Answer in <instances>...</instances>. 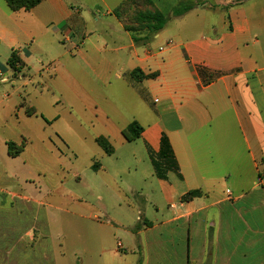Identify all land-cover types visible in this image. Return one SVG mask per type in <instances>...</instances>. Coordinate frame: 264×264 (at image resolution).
Returning <instances> with one entry per match:
<instances>
[{"label":"crops","instance_id":"0c3cea01","mask_svg":"<svg viewBox=\"0 0 264 264\" xmlns=\"http://www.w3.org/2000/svg\"><path fill=\"white\" fill-rule=\"evenodd\" d=\"M151 1L169 23L148 42L136 43L112 14L117 25L109 40L98 42L86 35L69 40L78 46V64L93 68L103 82L94 56L105 55L100 68L113 71L118 83L106 86L116 99L101 100L96 87L84 82L89 74L82 70L81 82L70 88L74 102L94 110L103 126L95 140L104 137L114 147L112 155H105L118 157L119 166L112 169L97 161L89 165L100 181V186L93 184L90 199L115 201L137 212L142 228L135 231L144 235L146 246L141 239L124 241L121 234L130 232L123 223L102 214L62 182L51 192L60 195L59 202L48 203L41 176L31 180L15 173L13 163L23 153L10 156L8 143H25L26 148L27 141H45L47 126L53 127L59 117L45 115L43 91L6 88L0 94V264H72L62 245L66 235L57 225L53 228L57 220L51 222L48 209L76 219L72 236L86 238L88 264H121L141 252L147 264H154V257L160 258L156 264L164 262L163 246L151 239L162 226L170 227L169 264H264V0ZM182 5L192 8L173 16ZM44 7L57 14L61 33L79 26L64 0H45L20 12L0 0V45L11 50L8 59L0 61V73L9 69L13 52L24 70L28 68V59L14 47L23 35L33 37L24 30V13L37 18ZM208 11H219L220 20L204 21ZM137 69L156 76L138 80L131 75ZM62 96L58 103L49 100V106H61ZM133 122L143 130L129 142L123 132ZM164 137L174 155L173 160H161L165 179L152 163V157L160 159ZM120 148L131 149L121 158ZM74 177L81 180L77 171ZM194 191L201 194L183 200ZM136 202L152 204L154 218L144 217L147 205ZM160 203L167 205V214ZM83 223L87 228H80Z\"/></svg>","mask_w":264,"mask_h":264},{"label":"rangeland","instance_id":"374dc122","mask_svg":"<svg viewBox=\"0 0 264 264\" xmlns=\"http://www.w3.org/2000/svg\"><path fill=\"white\" fill-rule=\"evenodd\" d=\"M64 1L74 11V18L79 20V26L72 27V32L61 33L56 26L57 14L46 9L47 7L39 11L41 14L37 15V18L31 13H24L26 18L23 20L24 30L29 35L32 34L33 37L27 38L23 35L18 39V44L14 47V50L20 51L24 58L28 59V68L25 70L23 68L21 72L16 74L10 68L6 72H1L11 80H15V83L13 85L12 83L5 84L0 82V94L6 88H29L34 94L36 91H43L46 97L44 105L48 106L49 110V112L45 110V115L59 117L57 124L53 127L47 126L48 137L45 141H27L23 154L13 163L14 171L18 175H26L31 180L35 179L36 176H41L48 193V203L59 202L60 195L51 192L62 182L64 188L94 204L102 214L110 213L116 220L123 223L126 231L130 232L129 234H121V238L124 241L136 240L138 242L141 239L142 246H146L144 235L137 236V232L142 228V224L137 221V212H133L127 205L120 208L115 201L107 200L101 203L95 199H90L92 198L91 188L93 184L100 186V181H98L97 175L89 170V165L93 161H97L101 165L112 169L115 166H119L116 160L118 157H108L96 143L95 135L96 133H101L103 126L96 122L94 110L84 108V106L74 102L70 88L80 79L78 72L82 70L89 74L88 82L87 79L84 82L96 87V92L101 100L104 97L115 100V91L111 90L109 92L106 86L109 81L111 82L110 86H117L118 83L114 78L115 73L113 71L109 74V69H106L107 67L100 68L103 56L105 55L99 54L94 56L96 63H98L96 71L104 77L103 82L93 72V68L88 67L84 62L78 64V59H75L78 48L75 49V46L69 40L74 37L81 38L84 35L91 40H99L98 42H101L100 40L102 39L109 40L110 34L113 32L112 29H115L114 27L117 25L116 19L122 24L125 31L127 27L139 29V26L133 21L136 14L140 11L153 9L146 4L145 0H131L121 10L117 11V7L112 12L110 11L122 0ZM220 15L219 11H208L204 14V21L218 22ZM193 19L196 18L192 17ZM128 33L132 36L134 34L133 32ZM135 34L139 38L147 36L146 31H140ZM66 39L69 40L66 41ZM10 53L11 50L6 45H0V61L2 63L8 59ZM114 71L117 73L118 69ZM20 76L23 78H20ZM79 81L81 82V79ZM60 93L63 95L61 97L62 104L53 109L49 106V100H56V103H58L60 101ZM117 94L120 95L118 92ZM26 102L29 106L31 105L28 98H26ZM68 106H72L73 109L69 110ZM131 148H120L117 156L123 158ZM76 171L81 174V180L74 177ZM138 203L136 202L137 205H141L142 207L147 205L148 210L144 217L153 219L156 213L155 207L145 202ZM160 207L164 215L168 213L167 205L160 203ZM48 217L51 218V222L57 220L53 224V228L57 225V228L62 230L66 235L62 245L67 255L72 258V264H88V254L85 248L86 238L72 236V231L77 229L75 227L77 226L76 219L65 212H56L49 209ZM78 225H82L80 221ZM85 227L87 228L86 225L80 228L85 229ZM131 227L133 228L131 229ZM137 227L139 229L135 231ZM169 232V226H162L152 233L151 239H157L163 246L162 250L164 249L163 254H161V261L163 259L164 262L160 264L170 263L168 261L170 252H167L168 247H170L169 243H171V238L168 235ZM178 244L182 248V243ZM74 255L78 256L75 257ZM158 260L160 258L154 257L152 262L156 264ZM147 262V255L141 252L138 256L133 257L129 255L121 264H147Z\"/></svg>","mask_w":264,"mask_h":264},{"label":"trees","instance_id":"16d2710c","mask_svg":"<svg viewBox=\"0 0 264 264\" xmlns=\"http://www.w3.org/2000/svg\"><path fill=\"white\" fill-rule=\"evenodd\" d=\"M5 1L8 7L13 12H20L22 10L31 11L45 0H5ZM130 1L131 0H124V2L118 7L117 11L121 10L124 6L127 5V3L129 4ZM145 2L153 10L140 11L136 14L135 20L133 21L139 26V29L137 28L135 29L134 27L126 28V31L134 33L133 39L136 43L150 41L151 38H153L155 35H157L162 30H164L169 23V17H167L162 12L156 10L151 0H145ZM191 8L192 7L188 5L176 9L173 12V16L181 17L184 14H186L188 11H190ZM140 31H146L147 36H145L144 38L137 37L135 33ZM7 65L9 66L10 69H12L15 72V74L21 72L22 69L24 68V63L22 62V60L20 59V57L16 52L12 53L10 59L7 62ZM3 68L4 67L0 64V69L4 70ZM131 75L132 77L138 80L150 79L156 76L155 74L146 75L140 69L133 71ZM142 130H143L142 127L137 122H133L128 126L127 129L124 130L123 134L127 139V141L133 142L140 137ZM96 143L103 149V151L106 154L112 155L114 153V147L112 146V144L108 139L104 137H99L96 139ZM8 149L10 156L14 158L19 157L25 150V143H22L21 145H17L13 142H9ZM167 159L173 160L174 155L167 138L164 137L162 140L160 159L157 160L154 157H152V163L156 171V174L158 175V177L163 179L166 178V170L161 160H167ZM93 168L96 170L97 166L94 165ZM200 194L201 193L199 191L191 192L186 196H184L183 200L184 201L190 200L191 198L196 197Z\"/></svg>","mask_w":264,"mask_h":264},{"label":"built area","instance_id":"2783aa9c","mask_svg":"<svg viewBox=\"0 0 264 264\" xmlns=\"http://www.w3.org/2000/svg\"><path fill=\"white\" fill-rule=\"evenodd\" d=\"M69 39H66V41H68ZM75 49H77V46H75L74 47ZM0 77H1V80H0V82H2V83H12L13 85H14V83H15V80H11L10 78H8V77H6L4 74H2V73H0ZM20 78H23L22 76H20ZM262 180L260 179V182H261ZM228 193H230L229 191H228ZM119 248H122V244H120L119 243Z\"/></svg>","mask_w":264,"mask_h":264}]
</instances>
